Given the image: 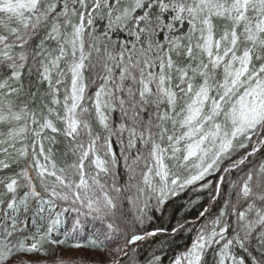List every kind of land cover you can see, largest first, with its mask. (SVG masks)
<instances>
[{
	"label": "snow or ice",
	"instance_id": "6c2138e0",
	"mask_svg": "<svg viewBox=\"0 0 264 264\" xmlns=\"http://www.w3.org/2000/svg\"><path fill=\"white\" fill-rule=\"evenodd\" d=\"M166 261L264 264V0H0V264Z\"/></svg>",
	"mask_w": 264,
	"mask_h": 264
},
{
	"label": "trees",
	"instance_id": "16d2710c",
	"mask_svg": "<svg viewBox=\"0 0 264 264\" xmlns=\"http://www.w3.org/2000/svg\"><path fill=\"white\" fill-rule=\"evenodd\" d=\"M190 196H191V194H189L188 196H184L181 200H179L178 202H177V204L179 205V204H186V202H187V200L190 198ZM186 210L184 209V208H181L180 209V212H178L177 213V215H180V214H182V213H184ZM189 218H191V214H190V212H189ZM165 264H167V261L165 262Z\"/></svg>",
	"mask_w": 264,
	"mask_h": 264
}]
</instances>
